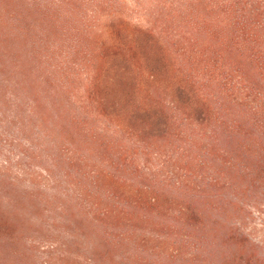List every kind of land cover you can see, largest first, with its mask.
Listing matches in <instances>:
<instances>
[{"label":"trees","instance_id":"1","mask_svg":"<svg viewBox=\"0 0 264 264\" xmlns=\"http://www.w3.org/2000/svg\"><path fill=\"white\" fill-rule=\"evenodd\" d=\"M0 100L64 184L0 213L1 242L28 218L43 264H148L170 239V264L214 243L264 264L241 222L264 190V0H0Z\"/></svg>","mask_w":264,"mask_h":264},{"label":"rangeland","instance_id":"2","mask_svg":"<svg viewBox=\"0 0 264 264\" xmlns=\"http://www.w3.org/2000/svg\"><path fill=\"white\" fill-rule=\"evenodd\" d=\"M56 35L61 42V33L58 32ZM41 72V69L37 70V73ZM27 84H30L29 80ZM20 117L21 114L15 115L14 108H7L0 100V213L7 217L10 216L12 209L23 213L28 212L31 204L30 195L45 200L64 189V184L58 183V180L53 183L54 180L47 179L46 174L42 173L43 168L47 166L46 161L36 154L32 144L30 145V138L32 140L30 132L19 130ZM39 145H44V143L39 142ZM30 212H34V209H31ZM41 215V212L37 214L38 220H41ZM27 220L28 218L21 220L25 230L17 235L22 239L21 243L10 244L7 241L1 242L3 239H0V264H43L47 260V256L42 252L35 251L31 254L28 251L31 246L29 241L33 242L38 237L36 232L32 231L30 222ZM241 222L243 232L248 234L253 242L261 245V253L264 255V190L253 193L242 213ZM172 244L173 239L158 243L161 246L160 253L162 252V254L152 256L153 258H150L147 263L170 264L166 256L171 253ZM212 249L214 252L218 251V259L213 264H221L223 257L219 253V245L214 243ZM181 254L180 258L187 260L186 264H202L198 260L193 262L190 260L193 258L190 257L192 254L190 247L183 248ZM143 256L141 255L139 258L143 259ZM176 264H180V261Z\"/></svg>","mask_w":264,"mask_h":264}]
</instances>
